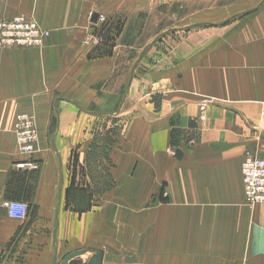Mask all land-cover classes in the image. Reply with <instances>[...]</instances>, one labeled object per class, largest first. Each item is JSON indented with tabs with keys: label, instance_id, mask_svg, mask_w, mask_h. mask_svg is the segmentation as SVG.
<instances>
[{
	"label": "crops",
	"instance_id": "0c3cea01",
	"mask_svg": "<svg viewBox=\"0 0 264 264\" xmlns=\"http://www.w3.org/2000/svg\"><path fill=\"white\" fill-rule=\"evenodd\" d=\"M16 15L48 35L0 48V264H61L77 250L68 264L95 251L264 264V203L244 202L240 172L264 149V0H0V18ZM156 36L182 41L158 40L132 70ZM19 113L35 121L33 155L18 153ZM111 115L126 133L96 154L94 119ZM9 200L27 204L24 220Z\"/></svg>",
	"mask_w": 264,
	"mask_h": 264
},
{
	"label": "built area",
	"instance_id": "2783aa9c",
	"mask_svg": "<svg viewBox=\"0 0 264 264\" xmlns=\"http://www.w3.org/2000/svg\"><path fill=\"white\" fill-rule=\"evenodd\" d=\"M102 19V17H101ZM47 32L42 30L31 18L16 15L0 19V47L37 46L42 44ZM14 133L19 154L35 152L36 130L32 116L19 113L15 117ZM18 167L36 168L34 162L18 164ZM243 196L245 203L252 207L264 203V157L253 152H246L240 166ZM3 205L11 218L24 220L27 216V204L22 201L9 200ZM101 264H141L123 261H103Z\"/></svg>",
	"mask_w": 264,
	"mask_h": 264
},
{
	"label": "rangeland",
	"instance_id": "374dc122",
	"mask_svg": "<svg viewBox=\"0 0 264 264\" xmlns=\"http://www.w3.org/2000/svg\"><path fill=\"white\" fill-rule=\"evenodd\" d=\"M22 16H25V15H22ZM25 17H28V18H31V17H29V16H25ZM2 18H5V17H2ZM1 19V18H0ZM32 20H34L33 18H31ZM100 20H102L101 19V17H100ZM35 21V20H34ZM36 22V21H35ZM37 23V22H36ZM38 24V23H37ZM38 26L42 29V30H44V31H46L47 32V35H48V30L47 29H45V28H43V27H41L39 24H38ZM163 33V32H162ZM46 35V36H47ZM46 36L44 37V39L46 38ZM159 36V35H158ZM158 36H156L155 38H157V40L155 41V42H153V44L154 43H156V42H158V40L159 41H161V42H169L170 43V45H172V46H174V48L177 46V44H178V42L179 41H182V39H179V38H175V37H171V39H168V37H167V40L165 41V39L163 40V37H158ZM159 38V39H158ZM214 37L213 36H207V42H208V46H209V44H211V43H213L214 42V39H213ZM213 39V40H212ZM43 42H44V40H43ZM43 42H42V44H43ZM191 42H193V36H191ZM148 43H150V42H148ZM147 43V44H148ZM196 43V41L193 43V45H192V50L190 51V55H191V63L193 64L196 60H197V58H198V55H199V53L200 52H202V51H199V50H197V49H194V44ZM42 44H40V45H37V46H29V47H40ZM151 46V45H150ZM7 47V46H6ZM19 47H21V46H19ZM22 47H25V46H22ZM1 48V47H0ZM4 48V47H3ZM177 49V48H176ZM174 50L173 52L175 53V56H176V58H177V55H178V53H180V55H181V52H180V50ZM145 52V51H144ZM160 52L163 54V55H165L166 56V53L167 54H169L168 53V51H165V50H160ZM207 53L209 54V53H213V52H211V51H207ZM184 56H185V54H184ZM177 60L178 59H176V62H177ZM192 67L193 68H195L193 65H192ZM180 69H182V67H180ZM179 70V68H178V66H176L175 67V71H176V73H177V71ZM189 83H191V84H193V80H191ZM187 88V87H186ZM154 105L155 106H158L159 105V99H155L154 100ZM33 118V117H32ZM95 123H96V127L97 128H99L100 129V131H98V133L95 135V140L96 141H98V140H101V141H105V147H103V145H100V147L98 148V149H96V151H95V153L96 154H107L108 153V145H112V144H114V142L116 141V140H118V136H120L121 137V133H122V135L124 134V133H126L125 131H123V130H121L120 131V126L122 125V123H123V118H120V119H117L116 117H114L113 115H111V116H105V117H101V116H96L95 117ZM33 121H34V119H33ZM34 124H35V121H34ZM106 125H108V128L106 129ZM35 130H36V124H35ZM96 132H97V130H96ZM36 140H37V130H36ZM36 150V149H35ZM110 150H111V148H110ZM36 152V151H35ZM34 152V153H35ZM260 152V153H259ZM33 153V154H34ZM33 154H31V155H33ZM255 154H257V155H259V156H261V157H264V149L262 150V151H258L257 150V152H255ZM25 155H30V154H25ZM101 181L99 182V181H96V190L98 189V187L99 186H101ZM98 186V187H97ZM245 202V201H244ZM28 207V206H27ZM27 213H28V210H27ZM15 219V218H14Z\"/></svg>",
	"mask_w": 264,
	"mask_h": 264
},
{
	"label": "water",
	"instance_id": "95a60500",
	"mask_svg": "<svg viewBox=\"0 0 264 264\" xmlns=\"http://www.w3.org/2000/svg\"><path fill=\"white\" fill-rule=\"evenodd\" d=\"M95 18H96V15L94 14V15H93V19H95ZM184 28H185V27H184ZM177 29H183V28H177ZM172 30H173V29H170V30H168V31L163 32V33L161 34V36H162V35H165L167 32L172 31ZM156 40H157V38H154V39H153L150 43H148L147 46H145L144 49L139 53V55H138L136 61L134 62L133 66H132V70L134 69L136 63H137V62L140 60V58L142 57V55H143L144 51L146 50V48L149 47L150 45H152L153 42H155ZM74 105H75V104H74ZM75 106H76V105H75ZM195 121H196V118L190 119V120L188 121V126H189V127H195V126H196V122H195ZM180 154H181L180 150H179V149H176V150H175V155L178 156V155H180ZM60 177H61V172H60ZM85 251H86V250H77V251H73V252L67 254V255L64 257V259H63V261H62L61 264H68L69 261H71L74 257L83 254ZM101 262H102V253L99 252V251H95V252H93V253L91 254V256L86 260V262H84V264H101ZM79 263H80V262H79ZM73 264H75V263H73Z\"/></svg>",
	"mask_w": 264,
	"mask_h": 264
}]
</instances>
